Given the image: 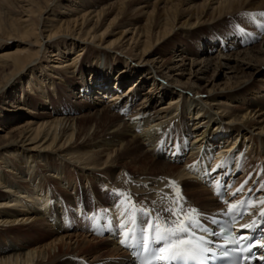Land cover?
<instances>
[{
	"label": "bare ground",
	"instance_id": "1",
	"mask_svg": "<svg viewBox=\"0 0 264 264\" xmlns=\"http://www.w3.org/2000/svg\"><path fill=\"white\" fill-rule=\"evenodd\" d=\"M65 1L69 5L60 0H46L44 5H41L37 0H0V103H4L1 97L4 99L5 95V98H10L11 102H15L18 97L19 102L15 109L0 105V131L4 130V133H0V159L2 158L5 163L6 155H15L18 152L24 158L25 163L30 162L28 170L31 171L34 166L31 165L33 158L44 157L41 155L46 157L56 155L62 164H67V162L73 164L76 173L82 171L86 176L93 175L112 181L111 178L119 170L121 161L130 156L132 163L139 164L138 169L136 168L138 172L135 173L136 175H129L128 178L124 174L125 166L120 172L121 180L125 179L123 181L125 183L121 186L119 193H114V195L98 193L103 194L104 197L95 192L96 185L91 180V190L88 196L82 191L83 188L74 182L76 188L73 195L58 194V199L53 198L51 190L49 193L42 192L41 189L38 190L39 186L46 181L41 182L40 180V183L26 191L17 185L13 190L14 195L25 192L28 197L33 198L34 195L37 197L26 203L27 205H23L25 210L5 208L0 210V232L18 235L22 224L32 222L36 216L47 215L51 220H55L56 231L60 233L67 229L59 218L62 205L66 203L75 204L77 202L76 205L90 209L94 212L93 215L91 217L82 215V217L85 221H94L97 219L98 213L94 210L95 206H89L88 199L90 198H95L97 204L116 199L112 210L119 212V219L126 214L125 210L130 204L135 202L139 208L138 218L141 222L147 218L144 215L146 209L153 214L167 216V213H161L162 208L172 207L174 200H178L179 204L184 206V203L189 200L188 195L190 194L192 198L197 196L206 206L210 205L211 200L201 198L202 192L197 189L199 186L206 187L207 183L209 184V181L213 179L211 176L213 173H210L207 168L208 159L205 160V157L211 155L210 150L199 152V163L193 164L189 170L191 175L196 174L199 177L185 180L180 177H184L185 171L178 170V167H174L167 160L166 144L170 141V132L175 128L181 134H185V131L188 130L183 115H181L186 106L189 108L193 106L196 110L197 104H219L216 110L223 115L216 118L219 120L217 124L213 127L207 126V123L206 130L196 135L189 132L185 139L187 141L190 136L194 137L191 142L192 146L188 147L192 153L195 149L200 150L202 145H206L208 142L214 143L215 140L221 142L225 138L230 140L236 135L230 144L223 146L227 147L225 150L228 153H225L223 162L214 170L219 175L217 178H220L225 176L231 168L237 167L236 151H231V149L239 141L240 135L253 140V127L256 125L250 126V122L247 121L257 113L264 115V101L249 100L250 102L242 114L239 117H233L232 112L229 113L226 109V103H229L230 100L227 101L224 96L233 97V94L238 92L241 85L245 83L243 78L229 76L228 79L226 78L228 82H225L221 86L222 88L216 86L219 84L211 86L209 84L206 88L204 87L205 89L198 86L196 80H200L199 75H205L211 67H214L216 72L219 71V76L222 75L226 69L225 66L229 64L226 60H232L231 62L235 63L229 66V69L235 70L240 61H243L242 65L245 63L244 61H248L245 63L246 68L255 61L254 74H264V57L259 60L260 58L255 55V52L264 54V48L260 47L259 50H254L255 52L246 50L242 53L243 57L239 53L237 58H232L233 56L227 54L225 50L230 48L227 40L236 38L230 37V34L222 35L218 29L223 20L228 17L233 20L236 18L246 19L250 25L256 24L262 27L261 21H264V16H261L260 13H264V0H156L153 4L149 0H104L100 4L96 0ZM144 3L151 5L152 10L145 11L143 7H140ZM161 3H164V7L160 8ZM211 6L212 9L208 11L207 8ZM140 14L144 15L145 22L138 27L139 20L134 18V15ZM185 18L186 20H184ZM182 20L184 21L182 22ZM208 22H213L212 27L217 35L207 31L210 34H206L202 40L196 43L197 49L184 48L183 45L177 46L178 44L169 45L176 34L175 28L179 24L182 27L198 24L202 26ZM201 29L203 27H199L196 31ZM129 32L132 35L129 36ZM14 34H18L20 38L15 45L8 42L11 41ZM243 40L246 41V38ZM3 42L9 44L6 45ZM93 42L100 47V50L90 47ZM216 43L222 45L223 51L218 55H211ZM12 45H14V49L10 50ZM113 48L119 51L126 50V53L135 59H132L131 62L123 61L110 51ZM203 50H208V53L204 58L198 60L197 55ZM46 52L50 53L48 59H52L56 63V66L52 68V77L39 76L46 70L37 62L46 55ZM171 53L172 56H165ZM240 58L242 59L240 60ZM187 66H189L188 69ZM196 67L199 68L195 69ZM187 70L189 78L187 82H183L180 76L176 75L182 76ZM86 71H89L91 76L95 75L96 82L86 80L79 83L75 81V75H84ZM116 71L124 78L131 77L133 71L141 77H136L124 94L121 95L118 90H115L116 92L111 94L108 102L101 103L102 100L97 95L105 97L107 91L113 90L112 82L109 85L107 80ZM176 71L181 73L174 74ZM63 73L72 74L73 78L65 79L68 84L66 87L55 85L53 78L56 76L62 78ZM142 76L150 78L152 84L148 92H145L140 99L136 91L140 86ZM190 76L196 80L191 79ZM47 79L49 80L48 84H46ZM118 80H115L118 83L114 89H120L117 86L123 83L122 79H120L122 83ZM49 87L50 91H48ZM9 88L12 89L10 92L7 91ZM82 88L84 92L81 96L87 97L86 92L94 94L93 100L75 103L74 106H71L68 100L69 95L70 97L72 95L70 92L78 89V92L81 93ZM26 89H34L36 94L46 102L40 103L35 97L29 95ZM185 92L186 96L183 95ZM11 93L13 94L11 95ZM52 93L57 94L56 99L53 98ZM175 93L176 95H174ZM10 95L11 97H9ZM168 97L169 100L162 104L164 98ZM186 99H189L188 102L177 104L180 100L186 101ZM51 103L53 105L49 110ZM136 104L138 108H136ZM158 104L159 106H157ZM223 104L225 106H221ZM37 105L43 106L45 111L35 113L32 111L34 114H29L31 119L23 120L25 122L22 124L15 122L24 112L25 106L36 107ZM12 106L15 105L12 104L11 108ZM154 106L157 107L156 112L161 113V119L165 115L175 117L176 114L173 112L177 113L179 110L180 114L177 113L174 122L157 126V121L152 120L153 118L148 113V110ZM201 111H203L201 108L196 110L199 115L202 114ZM225 115H229L230 122L239 120L246 122L233 126L230 128V130L234 129L233 133L226 135L229 128L222 125L221 119ZM9 122L15 123L5 128L4 125L7 126ZM175 123L177 125L174 127ZM143 127L147 131L144 135L135 130H140ZM261 129L264 131V126ZM258 137L261 149L264 151V136ZM146 140H150L147 146L157 145L152 154L153 158H150L151 154L148 151L141 152V150L144 151L145 146L142 145ZM110 149L113 150L108 151ZM103 152H107L106 156L102 155ZM7 163L13 168L14 173L16 170H20L19 165L9 160ZM54 168L56 172H59L56 176L63 178L64 167L55 166ZM220 168H222V172L219 171ZM261 170H263L261 178L264 179V167ZM132 177L136 180L134 178L132 180ZM67 179L70 182L74 180L69 177ZM176 179L177 181L172 183ZM8 184L5 174L1 171L0 186L10 187ZM261 190L263 193L256 200H251V205L256 206L258 210L264 209V202H262L264 201V186ZM50 199L53 200L54 216L49 213ZM13 201L17 204L20 203L19 199L15 197ZM6 203L9 204V201ZM3 204L4 200L0 198V207ZM140 209H143L144 212ZM137 225L136 235L139 237L140 227L139 224ZM84 229L86 228L83 227L82 230L84 231ZM100 232V229L91 231V235L101 236ZM4 234L6 233L0 234V239ZM72 239L73 236L70 234L56 235L51 242L35 244L33 249L3 243L4 250L2 251L0 248V264H134L133 258L127 252V245L122 243L125 236L112 242L102 238L96 241L95 248L106 247V249L102 254H99V257H96L97 259L95 258L93 263L73 256H61L60 253L66 246V241ZM82 241V235H75L74 251L82 248ZM131 243L132 241H129V244ZM111 244L112 247L108 248L107 245ZM69 247L70 245H67V248ZM121 251L122 259L119 257ZM105 254L108 255V258L105 260L100 258Z\"/></svg>",
	"mask_w": 264,
	"mask_h": 264
},
{
	"label": "rangeland",
	"instance_id": "2",
	"mask_svg": "<svg viewBox=\"0 0 264 264\" xmlns=\"http://www.w3.org/2000/svg\"><path fill=\"white\" fill-rule=\"evenodd\" d=\"M38 2L41 3V5H44V1L46 0H37ZM62 1L64 4H68L67 1L65 0H60ZM99 4L103 3L104 0H96ZM151 2V4H153L156 0H149ZM140 7H143V9L145 11H151L152 10V6L149 5L148 3H144L142 4ZM164 7V3L160 4V8ZM208 11H210L212 9V6L210 8H207ZM136 13V12H135ZM134 13V14H135ZM134 18H137L139 20V24L138 27L140 26L141 23L145 22V18L144 15L140 14V15H134ZM47 17V15L45 16V18ZM133 18V17H132ZM136 19V20H137ZM137 20V21H138ZM143 20V21H142ZM186 20V18L184 19ZM182 20V22L184 21ZM43 23V22H41ZM213 22H208L204 25H193V26H181L180 24L175 28V35L172 38L171 42L169 43L170 46H173L174 44H178L179 45H183V47H188V48H196V43H198L199 40H202L203 37L206 36V34H210L211 32L216 34L214 27H212ZM137 27V28H138ZM199 27H203V29L201 30H197ZM219 32H222V35H227L230 34V37H234L236 38V40H231L228 39V47H230L229 49L227 48L225 50V52L227 54H230L234 57H238L239 55H242V57L244 56L242 53L246 50H259L260 47L264 48V23L262 25V27L257 26L256 24L254 25H250V23H248L246 21V19H241V18H236V20H233V18H227L224 19L222 24H220L219 26ZM253 29V30H252ZM255 29V30H254ZM242 32L245 36H251L253 33V36L251 37H236L235 34L236 32ZM259 31V33L257 31ZM188 31H194V32H198V33H194L192 34L191 32ZM207 31H209L210 33H208ZM218 32V33H219ZM240 32V33H241ZM131 32H129V36L132 35L130 34ZM256 33V34H255ZM217 35V34H216ZM221 35V36H222ZM128 36V37H129ZM11 41H8L9 43L12 44H16L17 40H19V36L18 34H14L13 37H11ZM238 38V39H237ZM243 38H246V41L243 40ZM255 38L257 39L255 41ZM244 42H243V41ZM255 41V42H254ZM8 42H3L6 45H8ZM195 44V45H194ZM261 44V45H260ZM14 45H12V47H10L9 49L13 50ZM221 44L216 43L213 47V51H211V55H218L220 54L223 50L222 45ZM90 47L92 48H97L98 50H100V47L97 46V44H95L94 42L91 43ZM182 47V46H181ZM215 48V49H214ZM197 49V48H196ZM209 50V49H208ZM208 50H203L200 52L199 55H197V57L199 58L198 60L202 59L205 57V55H207ZM86 51V50H85ZM112 51L114 54H116L117 56H119L123 61H129L131 62L132 59H135L134 57H130L126 52V50H118L116 48H113ZM255 52V51H254ZM253 52V53H254ZM50 53L46 52V55L44 57H42V59L40 61L37 62V64H40L41 67L43 69H45L46 71L39 74V76H45L48 75L52 77V71H53V67L56 66V63L52 61V59H48ZM253 55V54H252ZM256 57H259L261 60L264 57L263 53L258 52L256 54ZM166 57L172 56V53L169 55H165ZM242 58H240L241 60ZM94 61V60H93ZM92 61V62H93ZM225 61V60H224ZM229 64L226 65V69H224V71L222 72V75L219 76V71L216 72L214 67H211L208 69V71H206L205 75L200 74L199 78L200 80H196L195 78H193V76H190L191 79L196 80V82L198 83V86H201L203 89H205L207 86L213 85V84H219L216 86H219L218 88H220L225 82H228L227 79L228 77H233L235 78H243V81H245V83H243L240 87V90L238 92H235L233 94V97H226L227 101H229V103H226V109L229 111V113L232 114L233 117H239L242 112L245 110V108H247L248 103L250 102L249 100H253V101H264V74H254V68L256 66V62L253 61L252 64H250V66H248L246 68V62L248 61H244L245 63L242 65L243 61H240V63L238 64L236 70L235 69H229V66L234 65L235 63L231 62L232 60L228 61L226 60ZM134 64V62H133ZM251 66H253L251 68ZM189 68V66H187V69ZM199 67H196L195 69H198ZM60 70H62V68H60ZM64 72V71H63ZM181 72H175L174 74H178ZM226 74V75H225ZM63 77L61 78L60 76H56L54 77V81H55V85L58 86H64L66 87L68 84L65 82V79L67 78H73L72 74H66L63 73ZM141 77V75L139 74H135V71H133V74L131 77H122L120 75H118V71L113 72L110 77L108 78V83L110 85H112L113 90H111L110 92L107 91V93L105 94V97H101L100 94L97 95L100 100H102L101 103L104 102H108L110 96L112 93H115V90H118V92L122 95V93L124 94L127 90V87L129 85H131L133 82V80L136 79V77ZM176 76H180V79L183 82H187L188 78H189V71H185L184 75H176ZM43 78V77H42ZM227 78V79H226ZM75 81L82 83L86 80H89L90 82H96V77L91 76L89 71H86V73L84 75H75L74 76ZM120 80L122 79V82L120 80V83H122L121 85L117 86L120 89H114V87L116 86V81L115 80ZM171 79V78H170ZM233 79V78H232ZM118 80V81H119ZM236 80V79H234ZM247 80V81H246ZM49 80L47 79L46 84H48ZM152 84V81L150 80V78H142L140 79V86L139 88H137L136 93L139 95L138 97L141 99L144 96L145 92H148V90L150 89V86ZM45 85V84H43ZM46 86V85H45ZM108 86V85H107ZM205 87V88H204ZM226 87V86H225ZM12 88V87H11ZM9 88L7 91L10 92L12 89ZM24 88V87H23ZM28 88V87H27ZM84 88V87H83ZM83 88L81 89V93L78 92V89L76 91H71L70 93L72 94L71 97L69 95L68 100L70 101V105L74 106L75 103H79V102H84V101H89L91 102L92 96L94 94H90V93H85V96H81L83 91ZM222 88V87H221ZM208 89V88H207ZM50 87L48 88V91H50ZM26 91L28 92L29 95L35 97L40 103L44 102L45 100L41 99V97L38 96V94H36L35 90H31V89H26ZM52 92V91H51ZM70 93H66L67 95ZM13 93H11L12 95ZM11 95L9 97H11ZM53 98H57V94L56 93H52ZM74 95V97H72ZM176 95V93L174 94ZM184 96H186V92L183 93ZM124 96V95H123ZM6 97V95H5ZM2 100H4V103H0L1 106L3 107H9V109H15L16 106L19 104L18 102V97L17 100H15V102H11L10 98H5ZM95 98V97H94ZM16 99V98H15ZM169 100L168 98H164V100L161 102L162 104H164L165 102H167ZM189 100V99H188ZM188 100L186 99V101L184 100H180L177 104H180L182 102H188ZM10 101V102H9ZM21 101L23 102V98L21 97ZM46 102V101H45ZM218 102V101H216ZM14 104L15 106L11 105ZM160 104V102H159ZM159 104L157 106H159ZM186 104V103H185ZM197 104V103H196ZM213 104V103H212ZM52 103L49 105V110L52 108ZM176 105V103H175ZM136 108H138L137 104L135 105ZM218 105H211V104H197L196 107L197 109L201 108L203 109L202 114H198L196 112V110L193 108V106H191L189 108V106H186V108H184V112L181 113V115H183V120L187 126V129L185 131V134H181L178 133L179 130H175L170 132V141L168 144H166V149L169 150V152L167 153L169 155V159L170 164L173 165L174 167H178V170H184L185 171V175L180 176L181 178L187 180V179H196L193 176H191V168L193 167V164H189L190 160L193 158V156H191L192 154H195V158H193L192 160L197 161L198 159V153L199 152H203V151H199L197 149H195L192 153L190 152L191 150H189V145L192 146V140L194 139V137L190 136L189 138H187L186 141V134H188L189 132L194 135H196L199 132H202L203 130L207 129V126H215L217 124V122L219 120H216V118L222 116L223 114H221L220 111H217L216 108H218ZM221 106H225V104L221 105ZM157 107L154 106V108H151L150 110H148V113L150 114V116L153 118L152 120L157 121L156 123L157 126H164L162 124H167L168 122H174L176 120V116L179 113V111L177 113L173 112L175 115H168L165 117H163L161 119L159 111L156 112ZM243 109V110H241ZM32 111L35 112H41V111H45L43 106L37 105L36 107L34 106H25L24 107V112L22 113V115L19 117V119L15 120V122H21L24 123L26 119H31L30 115L34 114ZM89 112V111H88ZM161 112V111H160ZM30 114V115H29ZM239 114V115H238ZM264 115L257 113L255 114V116L253 115L249 121L250 122V126H255L253 127V140L251 139H246L244 138V135H240L239 141L237 142V144L233 147V149H231V151H236V155L238 157L239 160V167L237 166L236 169L233 171V173L228 176V179H230L231 181L230 183V187L232 188V190H234L235 192H243V191H249L248 189H253L254 190V195L257 196V194H261L260 190H259V186L263 184V180L260 181L257 185L255 184L257 178L259 177L260 173L262 170V168L264 167V151L261 149V142H259L258 140V136H264V131L261 129L262 126H264ZM34 118V117H33ZM36 119V118H35ZM222 119V125L228 126L227 128H229V131L226 135L232 134L234 129L233 126L238 125V124H243L246 121L245 120H239L236 122H230L229 120L231 119L229 117V115H225L223 117H221ZM204 120V121H203ZM253 121V122H251ZM15 122H9L6 126V124L4 125L5 128L10 127L12 124H14ZM203 122H205L203 124ZM208 123V125H207ZM260 124V125H259ZM177 124L175 123L174 127ZM207 125V126H206ZM143 131H140V130ZM139 129H135L137 131H139V133L141 134H145L147 131L144 130V127ZM0 133H4L3 131H0ZM192 134V135H193ZM185 135V136H184ZM172 136V137H171ZM236 135H234L233 137L230 138V140H227V138H225L224 140H222L221 142H217V140L214 141V143L208 142L206 145H202V147L200 149L203 148H207L205 150L209 149V146L212 148L211 151V155L215 156V160H210V164L214 165V167L219 166L222 157L225 155V153L227 154L228 152L225 150L227 149V147H223L226 144H230L231 141H233L232 139L235 138ZM246 139V140H245ZM245 140V141H244ZM150 140H146L144 141L142 146H145L143 148L144 151L141 150V152H147L151 154L150 158L152 157V154L155 150V148L157 147V145H150L147 146V143ZM220 141V140H219ZM249 141V142H248ZM184 144V145H182ZM180 145L182 146L183 149L181 150V153L179 154V157H177L178 160H174L175 157V152L176 149L180 147ZM147 146V147H146ZM169 147V148H168ZM115 149V148H114ZM113 150V149H112ZM111 149L108 151H112ZM175 150V152H174ZM188 150V151H187ZM230 151V150H229ZM188 152V153H187ZM107 153V152H105ZM105 153L103 152L102 155H105ZM90 155V154H88ZM15 156V157H14ZM44 157H40V158H33L31 161H33V164H31L33 167V169L31 168V171L28 170V166L30 164V162H26L24 161V158L17 152L15 155H6V160L11 161L13 163H15L16 165H19V169L20 170H16L15 173L13 172V168L9 163H7V161L5 160V163L3 161V159H0V172L2 171L8 182H9V186L10 187H6L1 185L0 186V198L1 200H4V204L0 207V210H2L3 208L5 209H11V210H25L23 205H25L26 203H29L33 200V198H36L37 196L34 195L33 198L32 197H28L26 196L27 194L25 192L22 193H18L17 194H13V190L15 188V186L19 185L21 186L24 191H26V189H32L33 186L35 184L40 183L42 181H46V183L42 184L39 186L38 190H42V192H48L49 190H51V195H53V198L58 199V194H72L75 191L74 189L76 188V185H74L75 183H77V185H80L81 188H83V192L86 196H88V193L91 190V185H90V180L96 185L95 188V192L98 193H105V194H112L114 195V193H119V191L121 190V186L125 183L123 182L124 180H121L122 178L120 177V172L123 171L124 167L126 166V172H124L125 175H127V177L129 178V175H136L135 173L138 172V167L139 164L138 163H132L131 162V157H125L122 161H121V165H119V170L116 172V174L111 178L112 181H107L104 179H101V177L99 178L94 177L93 175L91 176H86L82 173V171H78L76 173V171H74V166L73 164H69L67 162L62 164L58 158L56 157V155H49L48 157H46L45 155H41ZM106 156V155H105ZM210 156V155H209ZM197 158V159H196ZM206 158V157H205ZM51 159V160H50ZM174 160V161H173ZM224 160V159H223ZM222 160V162H223ZM241 161V162H240ZM221 162V163H222ZM45 164V165H44ZM208 164V163H207ZM64 167L63 169V178L60 176H56L57 173L55 171L54 167ZM262 167V168H261ZM137 168V169H136ZM212 169V168H210ZM256 174V177L254 174ZM59 175V174H58ZM252 175H254L255 179L252 181ZM67 177H69L71 180H73V182L71 183ZM179 177V178H180ZM134 177H132L133 180ZM134 180H136L134 178ZM174 181H177L174 180ZM75 182V183H74ZM47 184V185H46ZM111 185V186H109ZM43 187V188H42ZM48 188V189H47ZM187 188V187H186ZM243 188V191H238V189ZM199 189L202 194H201V198L203 199H208L211 200L210 201V205L206 206L204 204V202H201L198 197H194L192 198V195H188L189 200H187L188 202H191L192 204H190V206H196L198 208H200L203 211H210V210H215V209H219L218 205L216 204L215 201V197L212 195V193L204 186H199ZM12 195V196H10ZM49 195V194H48ZM98 195H102V197H104L103 194H98ZM240 195V194H239ZM18 198L20 203L17 204V202H14L13 199ZM51 197V196H50ZM52 198V197H51ZM52 198V199H53ZM23 199V200H22ZM50 199L49 203H48V208L50 210L49 213H52V215L54 216L53 213V209H54V205H53V200ZM91 199V200H90ZM88 199L89 201V206L93 207L95 206V204L97 203V200L95 198H90ZM9 201V204H7L6 202ZM96 201V202H95ZM185 202V203H188ZM104 203H108L107 201H105ZM184 203V204H185ZM59 204H61L59 202ZM77 202H75V204H71V203H66L62 205V209L60 210V214H59V218L61 220V222L64 223V221L66 220V214H69L70 217H74L72 211L79 217L80 213L79 209L76 207ZM10 205V206H9ZM20 205V206H19ZM27 205V204H26ZM112 204L109 205H100L99 206V211H100V215L101 216H105L108 217L112 220L114 214H117V212H114L112 210H110ZM221 208V207H220ZM62 214V215H61ZM50 215V214H49ZM88 215V212H87ZM36 216V215H34ZM65 216V217H63ZM58 217V214H57ZM34 218V217H33ZM55 220H51V218H49V216L45 215V216H36V218L30 223H26V224H22V227L19 231V234H14V233H7V232H3L6 233L4 234L3 237H1L0 239V248L2 249V251L4 250V244L7 245H13L16 247H20V246H24L27 247L25 249H33V246H35V244L40 245V244H45V243H49L51 242V240H53L55 238L56 235L59 236H63V235H67L70 234L73 236V239L71 241L67 240L66 241V246L62 248L61 250V256H73L74 258L77 259H81V260H87L89 262H95V258L99 257V254H102L103 251H105L106 247H101L99 249L95 248V242L99 241V239H105L108 240L106 238H112L109 236L108 233H105L104 236H94L91 235V231L88 230L87 228L84 229V231L82 230V228H80L81 226H83V223L79 222V224H75L73 223V226H71L72 228H70L68 225H66L67 229H64L63 231H61L60 233H57L56 231V225L54 224ZM75 226V227H74ZM124 226V223L123 225ZM4 229V228H3ZM55 232V234H54ZM90 232V233H89ZM2 231L0 232V234H3ZM93 233V232H92ZM75 235H82V248L78 249V251H74L75 249ZM109 242H112L110 240H108ZM26 245V246H25ZM67 245H70L69 248H67ZM84 245V246H83ZM87 246V247H86ZM107 247H112L111 245H107ZM35 248V247H34ZM56 250H58V248H56ZM52 251L54 252V248L52 249ZM124 251V250H123ZM125 252V251H124ZM121 255L119 256L121 259L123 257V253L121 251L120 253ZM122 256V257H121ZM100 258H108V255L105 254ZM97 259V258H96Z\"/></svg>",
	"mask_w": 264,
	"mask_h": 264
},
{
	"label": "snow or ice",
	"instance_id": "3",
	"mask_svg": "<svg viewBox=\"0 0 264 264\" xmlns=\"http://www.w3.org/2000/svg\"><path fill=\"white\" fill-rule=\"evenodd\" d=\"M260 15L264 16V13H260ZM261 23H264V21H261ZM172 183H175V181ZM238 191H243V188L238 189ZM240 204L242 206L244 202L242 201ZM237 207V205H231L225 215H232ZM131 211V208L125 210L126 214ZM140 211L144 212L143 209H140ZM161 213H167V216L158 214L156 219L153 220L151 211L144 212L148 219L140 225L139 237L136 235V228L129 227V225L140 224L139 218L133 216L129 219L124 225L125 240L122 243L138 248L137 255L143 257L140 264L202 262L206 258L204 254L212 251V248L207 245L213 242L202 235H197L201 229L207 231L201 222L198 210L188 209L185 211L179 201L174 200L173 206L162 208ZM261 215L264 216V209L261 210ZM243 227L251 226L245 225ZM129 241H132V243L129 244ZM259 246L264 247V244Z\"/></svg>",
	"mask_w": 264,
	"mask_h": 264
}]
</instances>
